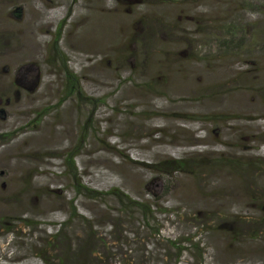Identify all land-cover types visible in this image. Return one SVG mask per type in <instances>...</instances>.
<instances>
[{"label":"rangeland","instance_id":"rangeland-1","mask_svg":"<svg viewBox=\"0 0 264 264\" xmlns=\"http://www.w3.org/2000/svg\"><path fill=\"white\" fill-rule=\"evenodd\" d=\"M73 205L93 264H264V0H0V264Z\"/></svg>","mask_w":264,"mask_h":264},{"label":"trees","instance_id":"trees-1","mask_svg":"<svg viewBox=\"0 0 264 264\" xmlns=\"http://www.w3.org/2000/svg\"><path fill=\"white\" fill-rule=\"evenodd\" d=\"M228 34L231 35L229 40L228 39L227 41L223 40V43L225 42V43L230 44L229 50H232L234 48L236 49L237 46L240 45V42H242L243 36H239V38L237 37L234 38L233 36L234 34L232 32ZM66 73H67L66 93H70V94L77 93L78 94L79 90L81 89L78 78L72 71L68 69H66ZM93 100L94 99H92V101ZM76 154L77 153L75 152H70L66 155V164L69 168L70 174L73 175V178L75 180L77 179V176H76L77 168L74 165V159H75L74 157ZM221 161L222 160L220 159V162ZM140 164L144 167L151 168L152 171L155 173H158L164 177H169L174 172H179V171L180 172H190L191 166L198 164V162H196V160L192 157L175 158V157L169 156L159 161H155L151 163L141 162ZM76 181H77L76 185H74L76 188V193H81V191H89L91 193L95 192V190L90 189L89 187L81 184L78 180ZM112 193L116 194L120 201H123V200L126 201L125 205H127V203L128 204L134 203L141 207L145 215L150 213L149 207H148L149 205L146 206L145 203H141V202H137V201L129 199V197L125 193H123L122 191L118 189H113ZM159 199H161V196L159 197ZM71 207H72V210L67 220L54 223V226H55L54 228L56 232L51 235V238L52 239L54 238L52 241L61 239V243L53 246V248H50L52 246H48V247L43 246L41 248L43 252H41V255H39L40 264H93L94 263L91 260V256L95 254V252H93L94 250L91 249V246L94 242L91 237V233H86V237L81 245L75 248H72V249H69V246L67 245V242H66L67 239L65 236L64 229L71 219L77 218L79 216L77 214L76 206L73 205ZM50 250H54L53 255H51L50 257L45 256V254L48 253L47 251H50ZM54 253H57V254H54Z\"/></svg>","mask_w":264,"mask_h":264}]
</instances>
